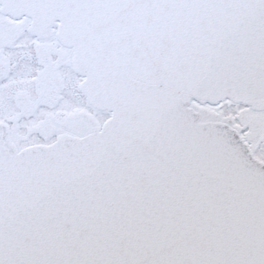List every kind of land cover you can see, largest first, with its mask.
I'll return each instance as SVG.
<instances>
[{"label":"snow or ice","instance_id":"obj_1","mask_svg":"<svg viewBox=\"0 0 264 264\" xmlns=\"http://www.w3.org/2000/svg\"><path fill=\"white\" fill-rule=\"evenodd\" d=\"M0 264H264V0H0Z\"/></svg>","mask_w":264,"mask_h":264}]
</instances>
